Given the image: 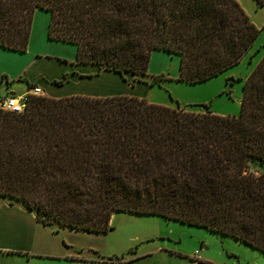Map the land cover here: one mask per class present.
<instances>
[{"label":"trees","instance_id":"trees-1","mask_svg":"<svg viewBox=\"0 0 264 264\" xmlns=\"http://www.w3.org/2000/svg\"><path fill=\"white\" fill-rule=\"evenodd\" d=\"M35 9L74 62L118 75H148L158 49L178 56L177 80L202 81L258 33L237 0H0L1 48L25 51ZM0 198L43 225L105 232L117 211L159 215L264 253V52L236 116L128 94H28L23 111L0 109Z\"/></svg>","mask_w":264,"mask_h":264},{"label":"rangeland","instance_id":"rangeland-1","mask_svg":"<svg viewBox=\"0 0 264 264\" xmlns=\"http://www.w3.org/2000/svg\"><path fill=\"white\" fill-rule=\"evenodd\" d=\"M237 1L258 28L252 45L237 63L202 81L185 82L176 79L178 56L155 49L150 54L148 75L127 72L118 75L105 71L97 77L102 79L98 83L105 84L106 81L112 87L115 85L117 92L133 86L132 90L129 89L133 93L170 107L179 106L200 112L207 105L217 114L238 115L243 82L264 52V30L261 28L264 5H258L255 0ZM47 23L48 20L45 25ZM34 30L33 42H37L32 45L31 53L38 54L40 60L29 65L30 58H27V74L47 76L53 74L55 66L70 69L69 63H64L61 58L73 61L75 45L47 41L44 35L47 26L44 34L42 27ZM87 66L90 67V64ZM151 74L163 75V78L150 83ZM87 76L90 74L80 73L73 79L65 76L62 84L74 82V86L85 88L99 85L92 84ZM53 79L61 80V76ZM0 95L4 93L0 92ZM109 225L111 229L105 232L45 225L42 231L48 232L46 236L56 244L59 256H26L20 251L0 250V264H264V253L243 242L159 215L117 211L111 214Z\"/></svg>","mask_w":264,"mask_h":264},{"label":"crops","instance_id":"crops-1","mask_svg":"<svg viewBox=\"0 0 264 264\" xmlns=\"http://www.w3.org/2000/svg\"><path fill=\"white\" fill-rule=\"evenodd\" d=\"M48 15V12L44 9L34 10L30 25L29 39L25 51L18 52L0 47V78L2 77V79H0L1 93L22 94L27 92L31 86H39L41 88V95L49 97H63L72 94H84L89 96L128 94L144 97L143 95H137L130 91L129 89L132 90L133 86H128V89L125 88L126 90L122 88L120 92H117V87L115 85L112 87L106 81H104L105 84L98 83L102 82V79H98L97 77L105 72V70H98L95 66L92 67L91 64L90 67H88V63H76L74 60L70 61L69 59H66L64 63H69L70 69L55 66L54 72L52 71L53 74H49L47 76L39 74L35 75L36 73L33 75L27 74L29 71V67L26 65L27 58H30L29 65L40 60V56L38 54L31 53L32 45L37 42H33L34 29L37 30L42 27L44 34L47 26L45 24L48 20ZM44 35L46 38V32ZM47 41H49V39H47ZM154 51L155 50H153V52ZM40 72L42 71L40 70ZM56 73H58L57 76H61L62 73H66V77L70 79L77 77L80 73H88L90 74V76H87L89 81H92V84L99 85H91L87 88L82 85L76 87L73 84L74 82H72V84L55 85L51 83V80L57 77L55 75ZM96 79H98L97 82H95ZM105 79L107 80L106 77ZM26 81L31 82L32 85L28 87ZM14 83L19 84H17V86H13ZM44 227L45 225L35 219L32 211L25 209L16 203L10 204L6 200L0 198V250L8 252L20 251V253H23L26 256H59V253L56 250V244H53L46 236L48 232L42 231ZM60 228L71 229L68 227Z\"/></svg>","mask_w":264,"mask_h":264},{"label":"built area","instance_id":"built-area-1","mask_svg":"<svg viewBox=\"0 0 264 264\" xmlns=\"http://www.w3.org/2000/svg\"><path fill=\"white\" fill-rule=\"evenodd\" d=\"M28 94L39 95L41 88L39 86H31L27 92L22 94L6 93L0 96V109L13 112H21L25 107Z\"/></svg>","mask_w":264,"mask_h":264}]
</instances>
